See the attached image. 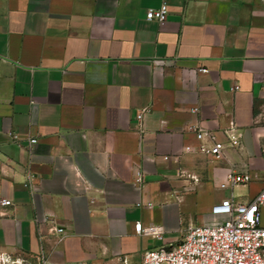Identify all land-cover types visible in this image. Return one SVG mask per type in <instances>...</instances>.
<instances>
[{
	"label": "crops",
	"instance_id": "1",
	"mask_svg": "<svg viewBox=\"0 0 264 264\" xmlns=\"http://www.w3.org/2000/svg\"><path fill=\"white\" fill-rule=\"evenodd\" d=\"M229 170L256 176L222 187ZM263 184L264 0H0V250L19 264L137 260Z\"/></svg>",
	"mask_w": 264,
	"mask_h": 264
},
{
	"label": "built area",
	"instance_id": "2",
	"mask_svg": "<svg viewBox=\"0 0 264 264\" xmlns=\"http://www.w3.org/2000/svg\"><path fill=\"white\" fill-rule=\"evenodd\" d=\"M169 5L162 1L157 7H149L145 12L147 20L159 22L166 18ZM155 62L160 61L158 59ZM199 71H208L200 67ZM146 108H141L136 114L140 121ZM191 111L196 112L193 106ZM233 125L228 128L226 136L228 144L235 146L239 143L237 135L232 131ZM199 141V148L218 158L223 155L225 142L220 140L215 131L198 124L190 125ZM10 136L15 135L9 133ZM37 140L29 139L30 143ZM137 180L141 179V173H137ZM256 174L249 171H227L225 180L220 183L222 187L233 186L236 183H247L255 178ZM31 175L28 173L24 184L34 191L30 183ZM11 200L0 197L1 205H8ZM264 206V184L259 191L246 202H235L231 196L224 197L221 201L211 206V212L223 214L221 220H215L190 226L176 241L168 245H159L145 249L141 257L132 260L126 255L103 261H78L74 264H264V225L261 223V207ZM155 225H149V231L155 232L161 237L159 231H155ZM136 231H143L141 221H135ZM57 232H63L62 226H53ZM21 257H15L11 253L0 250V264H19Z\"/></svg>",
	"mask_w": 264,
	"mask_h": 264
},
{
	"label": "rangeland",
	"instance_id": "3",
	"mask_svg": "<svg viewBox=\"0 0 264 264\" xmlns=\"http://www.w3.org/2000/svg\"><path fill=\"white\" fill-rule=\"evenodd\" d=\"M187 220H188L187 214H183V215H181V223H180V225L182 226V228H184V226L187 224ZM184 233H185V232H184ZM184 233H183V234H184ZM181 236H182V235H181ZM172 237H173V238H178L177 233L173 234ZM176 241H177V240H176ZM176 241H174V242H176Z\"/></svg>",
	"mask_w": 264,
	"mask_h": 264
}]
</instances>
